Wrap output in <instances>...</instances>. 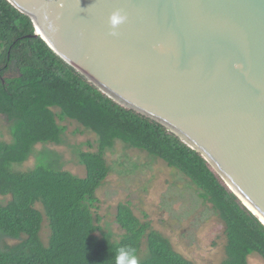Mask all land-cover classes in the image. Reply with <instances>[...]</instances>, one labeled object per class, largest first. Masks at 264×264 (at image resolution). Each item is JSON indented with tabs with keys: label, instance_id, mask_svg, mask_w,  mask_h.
Instances as JSON below:
<instances>
[{
	"label": "trees",
	"instance_id": "obj_1",
	"mask_svg": "<svg viewBox=\"0 0 264 264\" xmlns=\"http://www.w3.org/2000/svg\"><path fill=\"white\" fill-rule=\"evenodd\" d=\"M27 18L0 0V116L11 135L0 142V264H117L132 249L136 264H193L175 252L170 241L118 204L117 241L101 232L97 190L109 174L106 151L116 141L162 160L182 173L198 198L211 205L224 224L226 258L220 264H248L256 254L264 264V225L228 189L207 162L163 126L126 110L65 64L39 37ZM15 61L19 76L3 79ZM76 122L94 134L78 154L84 177L36 165L25 172L37 144L64 143L61 122ZM75 132H79L78 129ZM46 225H43V223ZM48 229L46 243L41 239ZM145 244L146 259L138 260Z\"/></svg>",
	"mask_w": 264,
	"mask_h": 264
},
{
	"label": "water",
	"instance_id": "obj_2",
	"mask_svg": "<svg viewBox=\"0 0 264 264\" xmlns=\"http://www.w3.org/2000/svg\"><path fill=\"white\" fill-rule=\"evenodd\" d=\"M5 1L88 83L196 151L261 222L264 0ZM117 10L126 19L112 26Z\"/></svg>",
	"mask_w": 264,
	"mask_h": 264
},
{
	"label": "rangeland",
	"instance_id": "obj_3",
	"mask_svg": "<svg viewBox=\"0 0 264 264\" xmlns=\"http://www.w3.org/2000/svg\"><path fill=\"white\" fill-rule=\"evenodd\" d=\"M15 63L13 60L8 65L3 79L19 76ZM60 125L67 128L62 137L64 143L35 145L32 156L23 164L14 165L13 171L25 172L40 164L84 177L85 168L79 164L78 154L92 151L85 143L93 142L95 136L70 120ZM76 129L79 132H75ZM10 141L8 125L0 116V142ZM105 159L110 171L96 192L101 217V232L95 233L97 237L108 233L113 241L118 240L122 230L115 222L116 207L128 204L135 217L150 223L151 229L167 238L173 250L191 263L220 264L226 258L224 224L211 205L198 198L182 173L119 141L106 151ZM48 233L44 226L41 239L45 243ZM15 244L16 241L4 238L0 246L4 249ZM145 251L143 244L138 260L146 259ZM248 264H263V260L252 254L248 257Z\"/></svg>",
	"mask_w": 264,
	"mask_h": 264
},
{
	"label": "clouds",
	"instance_id": "obj_4",
	"mask_svg": "<svg viewBox=\"0 0 264 264\" xmlns=\"http://www.w3.org/2000/svg\"><path fill=\"white\" fill-rule=\"evenodd\" d=\"M126 17L121 14L119 10L114 11L110 17H109V22L112 26H116L122 22ZM116 33L113 32V35ZM117 264H136V260L134 258V253L132 249H123L121 250L120 256L117 258Z\"/></svg>",
	"mask_w": 264,
	"mask_h": 264
},
{
	"label": "bare ground",
	"instance_id": "obj_5",
	"mask_svg": "<svg viewBox=\"0 0 264 264\" xmlns=\"http://www.w3.org/2000/svg\"><path fill=\"white\" fill-rule=\"evenodd\" d=\"M244 203L250 210L255 211L249 204H247V202H244ZM259 217L261 218V222H263V224H264V218H262L261 216H259Z\"/></svg>",
	"mask_w": 264,
	"mask_h": 264
}]
</instances>
